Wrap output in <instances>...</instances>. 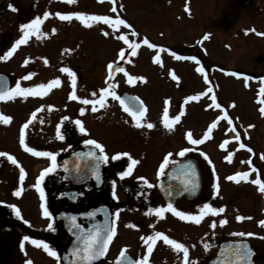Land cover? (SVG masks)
Masks as SVG:
<instances>
[{
    "label": "flooded vegetation",
    "instance_id": "flooded-vegetation-1",
    "mask_svg": "<svg viewBox=\"0 0 264 264\" xmlns=\"http://www.w3.org/2000/svg\"><path fill=\"white\" fill-rule=\"evenodd\" d=\"M111 2L112 9L116 8V5L119 4L117 0H111ZM121 2V6L124 7L119 9L120 15L127 16L128 8L125 7L127 5L123 0ZM188 2L190 0L132 1V3L140 6L147 7L153 5L156 9H159V7L161 9L170 8L172 13L179 11L186 12L185 7L187 6L189 9ZM33 3L34 0L30 1L27 9L23 7L24 4H20L15 10L9 8L10 3L7 4L8 9L12 12H17L18 18H15L11 23L13 30H16L15 33L19 32V30H24L20 26L29 24L34 19H32V15L30 14L24 17L27 14L28 8H30L29 6ZM207 6L210 12V15L207 17L208 23L217 22L218 25L216 27L221 29H225L228 26L229 16L247 15L248 17H254L264 13V0H207ZM189 10L191 11V8ZM214 12L218 13L219 17H216L215 21H212L213 19L210 16ZM124 20L128 24L135 26L128 19ZM37 26L39 27L40 24ZM35 27L30 29H35ZM0 32V41L2 40L3 42L4 35L7 33H4L2 30ZM142 41L141 44H143ZM150 43L152 42L150 41ZM113 62L117 66L119 65L118 67L123 66L124 72L117 71L112 77H109L107 68H105L104 77L101 79L102 85L98 83V77L95 82V75V79H92L95 84L92 85V92L95 91L96 95L91 100H99L100 90L107 87L109 83L115 85L111 90H114L120 97L124 93L137 94L139 96L138 93L135 94L132 90H136L137 88L145 89L144 87L147 85L144 79L147 78L160 86L167 87L177 80H174L172 74L169 73L165 83L162 79L152 77V75L147 76L143 73L130 71L131 66L125 57H118ZM61 63L64 65L62 67L65 68L69 62L62 61ZM34 64L35 62L31 60L28 68H25V65H23L22 72L33 74L32 80L37 79L40 81L43 79L44 84L47 81V85L53 81L50 76H46L45 73L38 69L37 66L40 63ZM49 66L50 64L47 67L42 66L41 68L44 70L45 68H50ZM75 66H67V68L78 76L81 67L78 64H75ZM125 72L128 75H125ZM117 76H121L123 80L120 85L116 82ZM128 76L143 77L144 79L135 80L134 83L130 84L127 82ZM178 85L180 84L178 83ZM13 86H16V84ZM13 86L9 89H12ZM86 86L89 85L86 84ZM50 88L38 89L37 91H43L48 96ZM83 96V92L81 93V97L78 96L80 97L79 101L81 105L75 110H67L66 107L64 109L58 108L54 105L52 107L51 105L49 107L45 105L34 106L32 114L28 115L30 118L20 121L21 125H19L20 123L16 120V117H23L24 109L22 107L14 105L7 113L0 106V115L10 117L12 120L8 122H12L10 133L12 131L16 132V136L11 134L9 137L10 133L7 132L8 130L5 131L4 122L0 120V152L9 153L18 162L17 165H13L6 157L0 156V264H28V262H31V264H52V258H54L53 264H63L61 254L66 250L70 241L69 234L64 227V222L68 218L75 217L76 224L84 228L87 226V220H91L92 218L101 219L104 214L109 216V226L113 223L115 224L116 234L110 242L106 253L94 264H117V258L121 250H125L126 256L132 260H139L147 255V264H185L183 252L177 251L162 239H157L155 243H152V250L151 252L148 251L151 242L146 241V238L154 236L156 232L164 233L170 239L183 243L188 249V264H207L216 256L221 243L227 240L246 242L253 251L251 257L252 264H264V236L257 234L259 231H239L238 233L224 231L226 224L221 225L220 221L226 217V210L218 215L211 213L204 215L199 224L187 219L182 220L171 211H165L159 216L154 211L162 207L166 209L167 205L171 203L178 211L191 215H199L205 203L211 204L214 208L222 207L224 209L228 206V203H231L223 199H210L209 194L206 197L202 196L204 190L205 193L207 191L210 192L211 188L215 191L220 190L218 173L211 169L214 163L210 160L208 152L200 153L201 157L207 156L208 158L207 162L203 163L201 161L202 158L197 157L194 153L196 145L190 141V144L186 147L189 151L184 156L179 155V149L175 153L170 151L164 152L163 150L164 130L175 131L180 124L179 120L173 124L171 129L165 127L164 109L167 107L169 120L172 121L177 115L180 116L181 108L185 105L183 103L188 102L187 96L180 103V101L170 100L165 95L159 105H149L139 96L140 101L143 102L146 109L144 116L140 118V127L136 126V121L130 113L125 112L120 102L115 99L117 104H114L113 107L111 105L108 106L112 116L115 114V117H117L115 119L112 117L108 118L110 114L106 113V117L104 116L100 120L99 104L95 105L96 111L92 110L93 105H91L89 110L85 111L87 115L85 112L81 113L80 109L85 105L82 103V100H84ZM107 97L109 99L112 98L111 96ZM166 101L167 104L165 103ZM33 113H35V116H33ZM84 115L87 117L84 118ZM65 117L68 119H64ZM77 119L81 120L87 130L86 133H80L78 126L75 125V120ZM26 123L28 127L25 129L24 125ZM148 123L153 124L154 127L148 128ZM58 125L60 126L61 135L64 136L62 140L57 136ZM22 129L24 131V142L27 147L33 148L38 152H42L45 149L56 156V170L46 174L40 183V187L44 192L43 201H41L40 192L35 185L41 171L50 167L52 161L50 157L45 156V159L40 162L39 158L43 156H36L25 150L24 145L20 144ZM140 132L143 134L141 135ZM188 132H191V130L188 129L186 134ZM5 135L12 141L11 146H6L8 151H4L5 147L3 146ZM192 136L195 139L193 134ZM236 137H229L232 141L227 142L236 144L235 148H238L241 153L247 155L249 147L244 144L243 137H239V139H236ZM86 139H94L98 143L103 144L105 154L109 157L107 163L100 162L99 164V179L93 174L95 162L92 158L85 155L89 151H95L98 156L100 154L99 149H96L92 145H85L83 141ZM183 140L185 141L184 138ZM227 142L224 140L215 142L212 150L223 153L222 161L229 163L232 162V158H228L224 154ZM241 143L246 147L240 148ZM20 147H22V151ZM233 150L235 152V149ZM20 152H22L24 160L19 159ZM118 153H128L131 159L138 161V163L133 165L131 174L123 178L120 177L119 173L127 170L131 160L128 156H120L118 159L112 160L111 157ZM169 153H171V156H169L170 161L176 163L187 159L189 161H196L200 169L202 168V189L196 198L187 199L182 195L168 202L159 192L158 182L165 179L167 171L175 164L170 162L164 169L163 174L160 173V164ZM248 153L250 154L249 151ZM209 160L211 163L208 162ZM254 160L245 159L244 165L248 168L247 172H250L251 169L255 171L258 168V164ZM20 168H23L25 172L23 181L20 180ZM209 172H212V175L208 176ZM245 183L241 184L245 185ZM241 184L237 185L241 186ZM216 185H218V188ZM17 190H20V196L14 195ZM242 200L244 199L239 198L234 203L237 205H230L236 207L235 213L237 216L251 217L250 213H248L249 211L244 209V207L250 205H245V201ZM41 203L48 209L51 214L50 216H44ZM12 205H15L19 209L20 216L16 215L11 207ZM150 210L152 211L150 212ZM89 213H94V215H89V218H87L86 216ZM258 213L260 216L255 220L254 226L257 229L260 227L264 231V225L260 223L264 221V207L259 208ZM213 222L216 223L215 228L211 227ZM49 223L52 224V229L48 228ZM239 233H253V235L240 236ZM25 236L29 237V239L25 240ZM33 240L47 243L57 253V257L50 256L42 247L33 244Z\"/></svg>",
    "mask_w": 264,
    "mask_h": 264
},
{
    "label": "rangeland",
    "instance_id": "rangeland-1",
    "mask_svg": "<svg viewBox=\"0 0 264 264\" xmlns=\"http://www.w3.org/2000/svg\"><path fill=\"white\" fill-rule=\"evenodd\" d=\"M30 1L32 0H0V30L7 33L4 35V41H0V57H5L16 39L24 37L25 32L29 33L24 44L19 45L10 56L0 59V72L7 75L9 88L17 82L21 87H35L39 85V82L44 84L43 79L32 80V75L29 79H22L29 75V73L22 72L23 65L28 68L29 62L32 60L35 62L34 65L40 63L37 67L46 76H50L52 80L59 79L60 84L51 86L48 96L46 94L16 95L11 99L0 100V106L5 112L8 113L14 105L22 107L24 109L23 117H16L21 125L20 121L30 118L28 115L32 114L34 106L49 107L51 105L52 107L54 105L58 108L66 107L67 110H75L81 105L79 100L82 92L83 99L91 100L93 98L95 91L92 92L94 84L92 79H95L96 75L95 82L98 77V83L102 85L101 79L104 77L107 64L120 57L121 49L124 50V57L129 61L130 71L143 73L147 76L152 75V77L162 79L165 83L168 73H174L178 79L168 87L160 86L147 78L144 79L147 85L144 87L145 89L132 90L149 105L161 104V99L165 95L170 100L180 101V103L186 96H199L198 100L183 103L185 105L181 108L183 114L180 112V124L177 130H164V152L175 153L178 149L181 151L186 148L190 144L186 131L190 129L195 139L202 140V143L195 147V155L202 158L203 163H206L207 159L201 157L200 153L208 152L210 160L214 163L211 169L218 173V183L220 184L219 191L211 188L210 192L205 193L204 190L202 196L206 197L209 194L210 199H223L226 202L230 201V204L233 205H237L234 204L237 199L243 198L242 201H245V205H250L244 209L249 211L251 217L246 216L247 218L245 217L243 220H237L236 207L228 203V206L225 207L227 214L223 218L227 221L224 231L228 233L259 231L257 234L264 236L262 228L257 229L254 226L255 220L260 216L258 209L264 207V192L259 190V185L252 182L257 178L264 182V159H261V155L264 154V114L260 112V108L264 107V104L260 103V100L264 99V95L260 93V89L264 88V35H260V33H264V13L254 17L229 16L228 26L221 29L216 27L217 22L208 23L207 17L210 12L207 9V0L198 2L190 0L188 6L191 11L176 13H172L170 8L161 9L159 7L156 9L153 5L146 7L132 3L135 0H123L127 5L125 7L128 8L127 16L120 15L119 9L124 7L121 6V0H117L119 4L116 5L115 12L112 11L111 0H71V2L69 0H34L24 17L29 14L32 15V19L40 17V26H36L38 28L35 27V29L19 30L15 33L16 30H13L11 23L15 18H18L17 12L8 9L7 4L10 3L15 9L20 4H24L23 7L27 9ZM45 12L49 13L47 18L44 17ZM57 13H85V18L88 16H109L113 20L120 17L128 19L135 26L131 25L132 28L113 27L103 21L92 20H88L85 24L75 16L69 20H61L56 15ZM210 17L213 19L212 21H215L214 19L219 15L214 12ZM133 30L137 35H132ZM105 32H108L109 35L105 36ZM205 35H208L209 38L204 39ZM120 36H126L130 42L139 45L135 55L132 54L130 45L125 44L119 38ZM145 38L157 47L149 48L147 45L141 44ZM172 52L183 57H196L199 63L190 59H176L171 54ZM157 55L160 57V63L155 62L154 58ZM258 55H262L260 62L256 60ZM62 61L69 62L68 67L78 64L81 67L78 76L72 70L74 77L62 71L64 68ZM49 64L50 68L42 70V66L47 67ZM93 66L95 67L93 68ZM198 67H204L205 73L197 72ZM232 72H238L241 75L233 76L230 74ZM205 75L208 77L207 81L204 79ZM73 79H75V85H73ZM122 81L121 76H117V84L120 85ZM85 83L89 86H86ZM45 85H47V81ZM73 92L77 97L80 96L79 99H69ZM213 95L216 97L217 103L222 106L221 109H217L212 104ZM105 99V106L100 107L99 110L100 120L106 113L110 114L108 118H117L115 114L112 116L108 108L110 105L112 107L114 104L116 105L117 101L113 98L109 99L107 96ZM233 104L234 106H232ZM90 106L91 104L84 105V112H87ZM225 113L232 120L231 125L227 119L223 118ZM10 121L12 120L10 119ZM213 123H215V127L209 133V137L205 138L204 133ZM11 126L12 122L4 123L5 131L8 130L7 132L10 133ZM233 128L235 131L232 130ZM11 134L16 136L15 131H12L9 137ZM232 136L243 137L244 144L253 151L250 154L247 151V155L241 153L238 148H235L236 144L227 142L232 141L229 138ZM220 140L227 142L224 154L228 158H232V162L222 161L223 153L212 150L214 143ZM4 142V151H8L7 147L12 145V141L5 135ZM42 152L47 151L43 149ZM20 153L19 159L22 160V152ZM247 158L255 159L254 162L258 164L255 171L251 169L250 172H247L248 168L244 165ZM44 159L45 156L39 158V161L42 162ZM244 170L249 174V181L248 178L245 180L239 177L231 181L227 179L228 176L243 173ZM210 175L212 172L208 173V176ZM244 182H246L245 185H243ZM237 184H241V186ZM53 260L54 258H52V264Z\"/></svg>",
    "mask_w": 264,
    "mask_h": 264
},
{
    "label": "snow or ice",
    "instance_id": "snow-or-ice-1",
    "mask_svg": "<svg viewBox=\"0 0 264 264\" xmlns=\"http://www.w3.org/2000/svg\"><path fill=\"white\" fill-rule=\"evenodd\" d=\"M69 2H71V0H69ZM9 8H11L12 10H15L13 5H11V4L9 5ZM185 10L189 11L187 6L185 7ZM112 11L115 12L116 8H113ZM48 15H49L48 12L44 13L45 18H47ZM56 15H58L61 20H69L73 16H75L77 19L83 21L85 24H87L88 20H92V21H103L105 24L112 25L113 27L125 26L127 28H132V26L130 24H128L126 20H124L120 17H116V19L113 20L109 16H88L87 18H85V13H68V14L57 13ZM40 23H41V19H40V17H37V18L33 19L29 24H23L20 27H21V29H30V28H33L34 26L39 25ZM28 35H29V33L25 32L24 37L17 39L12 44L11 49L5 54V57H0V59H3V58H6L7 56H10L12 54V52H14L19 45L26 42L25 38ZM104 35L107 36V35H109V33L105 32ZM132 35H137V33L133 30ZM260 35H264V33H260ZM119 38L121 40H123L125 44L130 45L131 52L133 55H135L136 49L138 48L139 45L135 42H130L126 36H120ZM208 38H209L208 35L204 36V39H208ZM142 43L147 45L149 48H156L157 47V45H155L154 43H150L147 38L143 39ZM171 54L176 59H190V60H195V61H197V63H199V61L197 60L196 57H183V56L177 55L175 52H172ZM119 56L120 57L125 56V52L123 49H121ZM154 59H155L156 63L161 62L160 57L158 55ZM107 68L110 70L109 71V77H111V70H113V68H114L113 63H109L107 65ZM115 70L118 72H124V69L122 67H116ZM62 71L67 72L70 75H73V77H74V74L71 72V70L69 68H63ZM196 71L203 74V73H205V68L204 67H198L196 69ZM230 74L233 76L241 75L238 72H232ZM31 75H33V74L30 73L28 76L22 77V79H29ZM125 75H128V74L125 72ZM172 78L174 80L178 79V77H176L175 74H172ZM138 79L143 80L144 78L143 77L128 76L127 82L131 84V83H134L135 80H138ZM204 79L206 81L208 80L207 75L204 76ZM59 84H60L59 79H55V80L51 81L48 85L39 84V85H36L35 87H21L20 83L17 82L15 88L8 89L7 91H0V100L11 99V98H14L16 95H20V96H26L29 94L33 95V96L43 95L45 93L43 91H37V89H47L53 85L58 86ZM73 85H75V79H73ZM114 87H115V85L109 83L107 87H104L100 90L101 94H100L99 100L84 99V100H82V103L85 105H87V104L93 105L92 110L96 111L95 105L99 104L100 107H104L106 96H111L113 99L118 100L120 102V104L124 108V111L130 113V115L136 121V126L140 127L141 126V119L140 118L144 116V113L146 110L144 105H143V102L142 101L139 102V106H136V102L139 100V98L138 97H130L129 99L131 101V104H126L125 101L122 100L116 94V92L114 90H111ZM209 92H211V89H209ZM260 93L262 95H264V88L260 89ZM95 95H96V93H93V96H95ZM69 99L76 100L79 98L76 96L75 92H73L69 96ZM186 99L188 101L198 100L199 96H188ZM165 103L167 104V101ZM260 103L264 104V99H261ZM212 104L215 105V107L217 109L222 108V106L219 103H217L216 97L214 95L212 96ZM232 106H234V104ZM80 111H81V113H83L84 109L81 108ZM260 112H261V114H264V107L260 108ZM181 114H183V109H181ZM33 116H35V113H33ZM223 118L227 119L228 123L230 125L232 124V120L227 116L226 113H225V116ZM64 119H68V118L65 117ZM179 119H180V116L177 115L172 121H170L169 116H168L167 107L164 109V125H165V127L171 129L173 127V124L175 122H178ZM0 120H2L5 124H7L10 120V117L0 115ZM75 125L78 126L80 133H86L87 130L83 126L81 120H79V119L75 120ZM27 127H28V124L26 123L24 125V128L26 129ZM147 127L152 128V127H154V125L151 123H148ZM213 127H215V123L210 125L209 128L207 129V131L204 133L205 138L209 137V133H211ZM249 127H252V125H249ZM232 130L235 131V128H233ZM57 136L61 140L64 139V136L61 135V133H60V126L59 125L57 126ZM187 139H188V141H190L192 144H195V145H199L202 143V140H200V139H193L191 132L187 133ZM236 139H239V136H237ZM83 143L85 145H92L96 149H99L100 154L98 156H97L95 151H89L88 153L85 154L86 156L92 158V160L95 162L94 166H93V174L96 175L97 179H99L98 168H99L100 162L107 163L109 160V157L105 154L104 145L101 143H98L94 139H86L83 141ZM20 144L24 145L25 150L32 153L33 155L46 156V157L51 158V161H52L51 166L48 168H45V169H43V171H41L40 176H39V178L36 182V185H35L37 190L40 192V199H41V201H43L44 200V192H43V189L40 187V183L44 179L46 174H48L50 172H54L56 170V162H55L56 156L52 152H38L33 148L27 147V145H25V142H24V131H23V129L21 130V134H20ZM221 147H223V145H221ZM245 147L246 146L243 143L240 144V148H245ZM247 150L249 152L253 151L250 147ZM188 151H189L188 148H184L179 152V155L184 156L185 153ZM0 156L6 157L13 165H17V163H18L17 160L15 159V157L10 155L7 152H0ZM120 156H128L129 159L131 160V163L128 164L127 170L119 173L120 177L123 178V177L131 174L133 165L138 163V161L131 159V157L128 153H118L116 155H113L111 157V159L116 160ZM169 156H171V153L166 155L164 157L163 162L160 164L159 171L161 174H163L164 169L168 166V164L170 162L175 163L174 161L169 160ZM205 159H208L207 156H205ZM226 159H227V157H226ZM261 159H264V154L261 155ZM208 162L211 163L210 160ZM194 167L195 166L192 164L191 161H188L186 164L181 165V171L185 172L186 178L184 180V184L186 186V189H187L188 185H191L193 188L196 187L194 180L191 178V177L195 176ZM248 175L249 174L247 172L236 173L235 175L228 176L227 179L231 181V180H236L239 177V178H243L246 180L248 178ZM24 176H25V172H24L23 168H20V180L21 181H23ZM141 179H143V178H141ZM252 182L254 184L259 185V190L261 192H264V182H262L259 178H257L256 180H254ZM216 187L218 188V185H216ZM14 195L20 196L21 195L20 190H17L14 193ZM11 207L15 211L16 215L20 216L19 209H17L15 205H12ZM41 208L43 209L44 216L47 217V216L51 215L43 203H41ZM151 211L152 210H150V212ZM154 211H155L156 215H158V216L161 215L165 211H171L174 215L178 216L182 220L187 219V220L194 221L195 223L199 224L204 215H206L208 213H211L213 215H218L220 213H223L225 211V209L222 207L221 208H214V207H212L211 204L205 203L202 206V210H201L199 215H191V214H187V213L178 211L171 203H169L167 205L166 209L162 207V208H157ZM88 215L91 216V215H94V213H89ZM71 219L74 223L76 218L71 217ZM236 219L237 220H243V219H245V217L237 216ZM226 222H227L226 220H221L220 224L223 225ZM25 223H27V221H25ZM260 223L262 225H264V221H261ZM215 226H216V223L213 222L211 227L215 228ZM52 227H53L52 224L49 223L48 228L52 229ZM77 227H79V226L77 225ZM133 227H135V225H133ZM115 234H116V228H115L114 223L111 226H109L107 224V221H106L104 226H99V225L94 226V228L91 229L89 232L83 233L82 235L77 236V240L79 242H81L82 247L81 246L75 247L73 249V255L75 257H78L79 264H91V261L95 260L96 258H98L100 256H103L106 253L108 246H109L110 242L112 241L113 237L115 236ZM239 235L240 236H244V235L252 236L253 233H239ZM24 239L28 240L29 237L25 236ZM157 239H162L166 244L173 246L174 249H176L177 251H182L183 255H184L185 264H188V249L185 247V245L183 243H180V242L174 240V239H170L167 235H165L164 233H161V232H156L154 236H148L146 238V241L151 242L149 244V247H148L149 252H151V250H152V243H155V241ZM32 243L37 245L38 247H42L43 250L45 252H47L50 256L57 257V253L54 250H52L49 247V245L47 243H45L44 241L33 240ZM21 246L23 247V245H21ZM228 254L230 257H234V259L229 260L228 264H252L251 257L253 255V251L246 242L241 241V242L235 244L234 246L230 245L229 249H228ZM147 260H148L147 255H145L142 259L132 260L126 256L125 250H121L119 257L117 258V264H147ZM28 264H31V262H28Z\"/></svg>",
    "mask_w": 264,
    "mask_h": 264
},
{
    "label": "water",
    "instance_id": "water-1",
    "mask_svg": "<svg viewBox=\"0 0 264 264\" xmlns=\"http://www.w3.org/2000/svg\"><path fill=\"white\" fill-rule=\"evenodd\" d=\"M256 60L258 62L262 61V55H258L256 57ZM114 65L113 70H111V77L114 73L117 71L115 70L117 66L116 63L112 62ZM123 67V66H121ZM109 69L107 68V72L109 73ZM8 87V80L6 75L0 73V91H6ZM130 97H135L131 94H121L120 98L125 101L126 104H131ZM136 106H139V100L136 102ZM189 160H181L179 162H176L173 164L170 169L167 171L165 175V179L163 181L158 182V189L161 195L165 200L168 202H171L175 198H178L182 195H184L187 199H194L197 197V195L200 193L202 189V175H201V169L196 161H191L192 164L195 166V176L191 177L196 187L193 188L191 185L186 186L184 184L185 180V172L181 171V165L186 164ZM191 188V189H190ZM89 218V215L86 216ZM107 221V224L109 225V216L104 214L101 219L92 218L91 220H87L86 224L87 226L84 228L77 227L76 220L73 223L71 218H68L64 222V227L67 230L70 241L69 244L66 247V250L61 254V259L63 261V264H79L78 257H75L73 255V249L75 247L81 246V242L77 240L78 235H82L83 233L89 232L91 229L94 228V226H104L105 222ZM241 242V240H227L221 243L216 256L212 258L207 264H228L230 259H234V257H230L228 254V249L230 245H235L237 243ZM101 257V256H100ZM96 258L95 260L91 261V264H94L99 258Z\"/></svg>",
    "mask_w": 264,
    "mask_h": 264
}]
</instances>
